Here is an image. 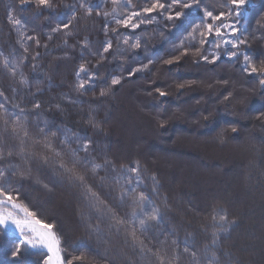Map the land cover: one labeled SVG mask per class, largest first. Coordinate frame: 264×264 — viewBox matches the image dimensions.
<instances>
[{
  "label": "trees",
  "instance_id": "obj_1",
  "mask_svg": "<svg viewBox=\"0 0 264 264\" xmlns=\"http://www.w3.org/2000/svg\"><path fill=\"white\" fill-rule=\"evenodd\" d=\"M68 2L71 3V0ZM222 2L205 0L210 8ZM92 3L100 5L102 0H92ZM9 11L26 24L30 29L28 34L40 33L41 47L36 49L33 44V53L39 51L41 54L38 73L32 71L34 62L31 55L22 67L24 75L33 81L31 91L36 92L37 87L41 90L34 98L27 97L29 107L31 100L39 101L42 105L38 110L41 118L48 120L50 126L67 127L73 133L88 137L92 141L93 154L101 160L108 155L123 163L141 161L149 169V174L158 176L161 195L167 196L172 207L168 215L176 225L189 227L188 221L194 219L197 210L202 217L213 201H221L229 213L238 218L237 225L221 240L218 255L222 264H229L228 258L224 257L225 252L231 253V259L237 264H264V86L259 84L256 76L244 73L242 56L230 61L220 50L221 58L215 64L195 63L198 57L193 53L200 46L199 34H196V40L185 39L181 27L165 30V35L161 36L158 29H164L168 22L160 17L158 22L141 26L131 33L141 38L142 46L138 50L122 51L120 56L124 58L120 59L117 44L120 49L126 46L122 39L117 40L111 33L105 36L104 20L95 17V13L92 17L95 23L90 20L86 25L82 24L75 35L63 37L56 34L49 41L47 33L50 28L65 20L62 9L58 8L46 20L43 16L36 18L31 5L21 9L18 0H0V52L5 55L13 48L23 52L16 43L17 33L8 23ZM200 15L193 9L189 19L198 20ZM241 19L243 26L251 31L258 20L264 19V0H250ZM112 26L115 27V24ZM118 31L128 32L123 28ZM254 34L257 38H250V46L245 51L256 63H260L264 61V39L259 38L258 32ZM65 39L68 41L66 47ZM108 39H112L113 47L106 54L107 59L98 63L92 53L102 51ZM84 40H88L90 48H84L82 56ZM181 41L183 47H180ZM45 43L47 48L43 47ZM205 47L207 52L216 51L212 46ZM185 49H189L188 54L181 56ZM175 56H181L179 62L171 65L164 63ZM149 60L153 63L147 69L128 77L133 68L147 64ZM82 62H89L90 71L98 72L101 79L96 81L94 90L89 89L80 96L73 91L72 85L74 73ZM112 76H123V80L112 94L101 98L100 85L105 81L110 84ZM37 78L40 81L38 85L35 83ZM9 84L10 81L0 71V87L11 95ZM180 84H185V87L180 88ZM157 88L165 91L166 95L160 97L155 91ZM22 91L26 94L28 89ZM229 93L230 99L225 100ZM64 94L82 103L61 100ZM57 103L61 104L63 111L54 107ZM90 110L101 122L103 131L97 132L87 124ZM259 118L263 124L257 122ZM233 127L237 129L235 133L232 132ZM172 133L176 141L183 140L185 136L191 137L189 139L194 148L177 142L167 145V137ZM124 134L127 146L118 143ZM221 137L222 144L219 142ZM229 141L234 148L230 147L228 160L219 162L215 151ZM203 171H207L206 174ZM42 178L45 182L53 179L46 170H42ZM219 179L222 186L233 180L230 183L235 185L236 191L233 195L228 193L230 198L208 197ZM238 182L243 184L238 186ZM148 187L150 191V182ZM20 193L41 218L57 225L69 254L94 257L102 252L94 240L85 237L76 214L77 200L71 190L57 186L54 194H49L24 181ZM248 198L250 202L246 201ZM190 230L197 233V242L202 245L205 237L199 234L195 223ZM184 235L181 229V239ZM15 238L10 232L0 237V264H40L42 255L31 251L19 261L9 259ZM82 239L84 243L80 244Z\"/></svg>",
  "mask_w": 264,
  "mask_h": 264
},
{
  "label": "snow or ice",
  "instance_id": "obj_2",
  "mask_svg": "<svg viewBox=\"0 0 264 264\" xmlns=\"http://www.w3.org/2000/svg\"><path fill=\"white\" fill-rule=\"evenodd\" d=\"M18 2L21 9L31 5L34 16H43L46 20L58 8L63 10L65 20L50 28L47 33L49 41L56 34L63 37L75 35L76 30L92 20L95 13V17L104 20L105 36L111 33L117 40L122 39L126 46L120 49L117 44L120 59L124 58L120 56L122 51L138 50L142 46L141 38L131 33L163 17L168 23L164 29H158L161 36L165 35V30L181 27L185 39L196 40V34H199L200 46L193 53L198 57L195 63L215 64L221 58L220 50L230 61L242 56L244 73L256 76L259 84L264 86V61L256 63L245 51L250 46V38H257L254 33L258 32L259 38L264 39V19L258 20L251 31L243 26L241 18L250 0H223L211 8L205 0H102L100 5H93L92 0ZM193 9L201 14L198 20L189 19ZM7 20L17 33L16 43L23 50L21 53L13 48L8 55L0 52V71L10 81L8 91L11 92L8 95L0 87V237L9 229L16 237L10 247L9 259L19 261L31 251L42 255L40 264H222L218 255L221 240L237 225L238 218L217 200L209 205L202 217L197 210L194 219L188 221L189 227L176 225L168 215L172 207L167 196L161 195L158 176L149 174V169L141 161L123 163L108 155L101 160L93 154L92 141L88 137L73 133L67 127L50 126L48 120L41 118L39 101L31 100V107L26 103L28 96L34 98L41 90L37 87V91L32 92L33 81L22 71L31 55L32 71L38 73L41 54L39 51L33 53V44L36 49L41 47L40 33L28 34L30 29L11 11ZM119 28L128 32H119ZM67 45L65 39L64 46ZM205 46H212L216 51L207 52ZM43 47L47 48V43ZM112 47L113 41L108 39L102 51H95L92 55L97 57L98 63L102 62ZM180 47H183V41ZM84 48H90L88 40L81 45L82 56ZM188 51L185 49L181 56L187 55ZM181 56L164 63L179 62ZM88 63H80L74 73L72 88L80 96L89 89L94 90L96 81L101 79L98 72L90 71ZM151 63L153 61L149 60L147 64L133 68L128 77L144 71ZM122 80L123 76H112L110 84L105 81L100 85L99 96L104 98L112 94ZM35 83H40L38 78ZM179 87L183 88L185 84ZM22 89H28L27 93ZM155 91L160 97L166 95L159 88ZM230 97L231 93L224 99ZM61 100L82 103L68 94L62 95ZM54 107L63 111L60 103ZM86 122L95 131H103L101 122L95 119L91 110ZM160 126H164L163 122ZM236 131L233 127L232 132ZM219 142H224L223 137ZM42 170L49 172L53 179L45 182ZM24 181L49 194H54L57 186L71 190L77 200L76 214L85 237L94 240L102 252L94 257L69 254L57 225L41 218L24 200L20 193ZM193 223L199 234L205 237L202 245L197 242V233L190 230ZM181 229L185 232L183 239ZM79 243L83 244L84 240ZM224 257L228 258L229 264H237L231 259V253L225 252Z\"/></svg>",
  "mask_w": 264,
  "mask_h": 264
},
{
  "label": "rangeland",
  "instance_id": "obj_3",
  "mask_svg": "<svg viewBox=\"0 0 264 264\" xmlns=\"http://www.w3.org/2000/svg\"><path fill=\"white\" fill-rule=\"evenodd\" d=\"M264 43V42H263ZM263 43L261 44V45H263ZM173 112H175V111H173ZM257 122H260V124H263L262 123V119H258L257 120ZM241 130V129H240ZM260 130V129H259ZM242 131V130H241ZM125 136V137H124ZM185 136V135H184ZM126 134H124L123 135V137H121L120 139H119V141H118V143L120 144V145H122V146H127L128 144H127V140H126ZM175 137H174V134L172 133L171 135H168V137H167V139H168V143L169 144H167V145H169V146H171V145H175V144H177V143H182V145H185V147H190V146H192L191 148H194V146H193V144L191 143V141H190V139L189 138H191V137H189V136H185V138L183 139V140H181V139H179L178 141H176V140H173ZM239 139H241V138H239ZM173 142V143H172ZM177 142V143H176ZM228 143H230V145L228 146ZM234 148L233 147V144H231V142L229 141V142H226V144H225V146H222V148L221 149H218V151H215V154H216V156H217V159H218V161L219 162H221V161H224V160H228V157L230 156V154H231V148ZM212 148V147H211ZM249 149V148H248ZM165 152H168L167 150H165ZM164 154H166V153H164ZM214 169V168H213ZM204 172V174H206V172L207 171H203ZM214 172H216V170H214ZM243 178V177H242ZM242 178H240L239 177V179H241L242 181L244 180V178L242 179ZM235 181V180H234ZM230 182H233V180L232 181H228V185L227 186H222L221 184L222 183H220V179L219 180H217V182H215V185H217L216 187H215V190L214 191H212L211 193H210V195H208V197H217V199H219L220 197H221V199H223V200H225V199H228V198H230V196H229V194L228 193H230V192H232L231 194L233 195V193L236 191V189H235V185H232ZM237 182V181H236ZM235 182V183H236ZM238 184V186H240L241 184H243V182H238L237 183ZM236 184V185H237ZM229 189V190H228ZM250 198H248V200H246L247 202H250ZM8 232H10L11 234H13L14 236H15V234H14V232L11 230V229H9V231Z\"/></svg>",
  "mask_w": 264,
  "mask_h": 264
}]
</instances>
